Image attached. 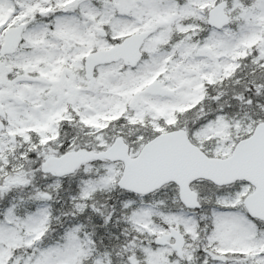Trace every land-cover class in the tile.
<instances>
[{"label": "snow or ice", "instance_id": "obj_1", "mask_svg": "<svg viewBox=\"0 0 264 264\" xmlns=\"http://www.w3.org/2000/svg\"><path fill=\"white\" fill-rule=\"evenodd\" d=\"M0 264H264V0H0Z\"/></svg>", "mask_w": 264, "mask_h": 264}]
</instances>
